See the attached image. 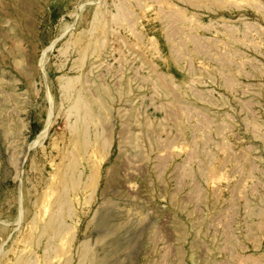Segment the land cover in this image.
<instances>
[{
	"label": "rangeland",
	"instance_id": "rangeland-1",
	"mask_svg": "<svg viewBox=\"0 0 264 264\" xmlns=\"http://www.w3.org/2000/svg\"><path fill=\"white\" fill-rule=\"evenodd\" d=\"M0 264H264V0H0Z\"/></svg>",
	"mask_w": 264,
	"mask_h": 264
},
{
	"label": "bare ground",
	"instance_id": "bare-ground-1",
	"mask_svg": "<svg viewBox=\"0 0 264 264\" xmlns=\"http://www.w3.org/2000/svg\"><path fill=\"white\" fill-rule=\"evenodd\" d=\"M42 134H43V132H42Z\"/></svg>",
	"mask_w": 264,
	"mask_h": 264
}]
</instances>
